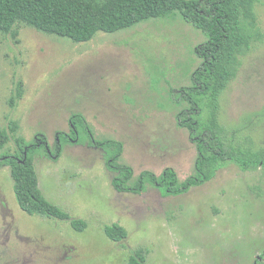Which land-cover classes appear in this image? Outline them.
I'll return each mask as SVG.
<instances>
[{"label": "rangeland", "instance_id": "obj_1", "mask_svg": "<svg viewBox=\"0 0 264 264\" xmlns=\"http://www.w3.org/2000/svg\"><path fill=\"white\" fill-rule=\"evenodd\" d=\"M99 1V0H98ZM264 34V0L256 6ZM206 36L179 13L154 18L115 34L77 43L21 24L0 32V132L8 141L0 158L17 151L16 138L32 143L43 134L54 149L70 117L82 114L99 139L124 145L122 162L161 174L172 168L181 181L194 170L196 146L178 127L180 90L192 85L201 64L196 49ZM23 87V97L11 98ZM220 122L264 145V40L241 58L237 77L221 96ZM206 110V109H205ZM205 111V115H206ZM259 117V118H258ZM17 125L15 138L9 123ZM103 149L65 147L58 160L33 156L43 196L72 219L30 216L17 202L10 166L0 165V264L264 263V171L229 163L215 178L180 196L149 186L142 194L113 187ZM128 237L111 241L105 227Z\"/></svg>", "mask_w": 264, "mask_h": 264}, {"label": "trees", "instance_id": "obj_2", "mask_svg": "<svg viewBox=\"0 0 264 264\" xmlns=\"http://www.w3.org/2000/svg\"><path fill=\"white\" fill-rule=\"evenodd\" d=\"M257 4L258 0H0L1 33L26 24L43 33L86 43L101 32L115 34L154 18L179 13L207 38L196 49L201 64L192 75V85L182 88L178 99L181 106L185 105L176 115L178 127L189 131V139L197 149L193 173L186 180L181 181L172 168L159 175L143 171L136 177L134 169L122 162L124 145L112 139L96 138L86 117L74 114L69 120L70 132L57 133L54 149L43 134H37L32 143L16 138L17 151L0 158V165L12 169L21 210L30 216L70 221L75 231H85V221L72 219L43 196L33 165L35 154L44 152L58 160L65 147L72 145L103 149L107 168L115 174L113 187L120 193L139 195L152 186L164 197L184 195L212 181L229 163L242 171L260 168L264 171V145L258 146L255 138L243 134L242 129L230 131L220 122L221 96L237 77L241 58L255 42L264 40L257 24ZM17 87L10 101L13 107L23 97L22 84ZM259 117L264 121V110ZM9 126L15 138L17 125L10 122ZM7 141L8 136L0 132V148ZM104 230L115 243L128 237L126 229L119 225L106 226ZM128 264H145V261L140 256H131ZM256 264L264 263L257 260Z\"/></svg>", "mask_w": 264, "mask_h": 264}]
</instances>
